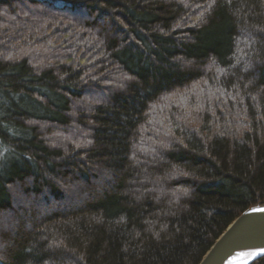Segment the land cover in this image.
I'll list each match as a JSON object with an SVG mask.
<instances>
[{
  "label": "trees",
  "instance_id": "1",
  "mask_svg": "<svg viewBox=\"0 0 264 264\" xmlns=\"http://www.w3.org/2000/svg\"><path fill=\"white\" fill-rule=\"evenodd\" d=\"M257 205L264 0H0V264H199Z\"/></svg>",
  "mask_w": 264,
  "mask_h": 264
},
{
  "label": "water",
  "instance_id": "2",
  "mask_svg": "<svg viewBox=\"0 0 264 264\" xmlns=\"http://www.w3.org/2000/svg\"><path fill=\"white\" fill-rule=\"evenodd\" d=\"M263 256L264 205H257L229 224L199 264H251Z\"/></svg>",
  "mask_w": 264,
  "mask_h": 264
}]
</instances>
